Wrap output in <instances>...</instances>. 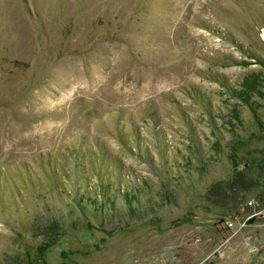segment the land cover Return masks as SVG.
<instances>
[{"label": "rangeland", "instance_id": "1", "mask_svg": "<svg viewBox=\"0 0 264 264\" xmlns=\"http://www.w3.org/2000/svg\"><path fill=\"white\" fill-rule=\"evenodd\" d=\"M0 264H264V0H0Z\"/></svg>", "mask_w": 264, "mask_h": 264}, {"label": "trees", "instance_id": "2", "mask_svg": "<svg viewBox=\"0 0 264 264\" xmlns=\"http://www.w3.org/2000/svg\"><path fill=\"white\" fill-rule=\"evenodd\" d=\"M241 178V177H240ZM235 184L237 183V182H235V181H233ZM231 186V187H230ZM233 187H232V185H231V183H229V184H226V183H219V184H216V185H214L213 187H212V189L209 191V194H208V196H206L205 197V199H206V201L207 202H210V203H214L212 200H210V197L209 196H211L212 194H213V192H215V191H217V192H219V194H217V195H220L221 197H225L226 198V196H224V195H226V193H227V191L228 190H230V189H232ZM218 189V190H217Z\"/></svg>", "mask_w": 264, "mask_h": 264}]
</instances>
